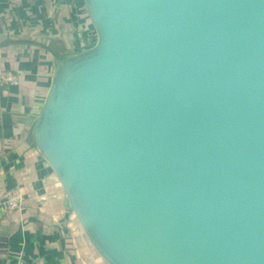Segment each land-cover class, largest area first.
Segmentation results:
<instances>
[{
    "label": "water",
    "instance_id": "obj_1",
    "mask_svg": "<svg viewBox=\"0 0 264 264\" xmlns=\"http://www.w3.org/2000/svg\"><path fill=\"white\" fill-rule=\"evenodd\" d=\"M31 137L106 264H264V0H83Z\"/></svg>",
    "mask_w": 264,
    "mask_h": 264
},
{
    "label": "crops",
    "instance_id": "obj_2",
    "mask_svg": "<svg viewBox=\"0 0 264 264\" xmlns=\"http://www.w3.org/2000/svg\"><path fill=\"white\" fill-rule=\"evenodd\" d=\"M95 31L83 0H0V264H106L36 149L31 131L60 60L89 47ZM18 188L22 202L5 204Z\"/></svg>",
    "mask_w": 264,
    "mask_h": 264
},
{
    "label": "built area",
    "instance_id": "obj_3",
    "mask_svg": "<svg viewBox=\"0 0 264 264\" xmlns=\"http://www.w3.org/2000/svg\"><path fill=\"white\" fill-rule=\"evenodd\" d=\"M18 81V76L11 71L3 72L0 74V88L5 85L16 84ZM22 202V193L18 188H14L7 192L5 199V204L10 209H16ZM16 264H33L26 262L22 259H18Z\"/></svg>",
    "mask_w": 264,
    "mask_h": 264
},
{
    "label": "trees",
    "instance_id": "obj_4",
    "mask_svg": "<svg viewBox=\"0 0 264 264\" xmlns=\"http://www.w3.org/2000/svg\"><path fill=\"white\" fill-rule=\"evenodd\" d=\"M95 40H96V36L93 37V39H92V41H91V44H93V43L95 42ZM91 44L89 45V47L91 46Z\"/></svg>",
    "mask_w": 264,
    "mask_h": 264
},
{
    "label": "rangeland",
    "instance_id": "obj_5",
    "mask_svg": "<svg viewBox=\"0 0 264 264\" xmlns=\"http://www.w3.org/2000/svg\"><path fill=\"white\" fill-rule=\"evenodd\" d=\"M91 44V43H90ZM94 44V43H93ZM93 44H91V46L93 45Z\"/></svg>",
    "mask_w": 264,
    "mask_h": 264
}]
</instances>
